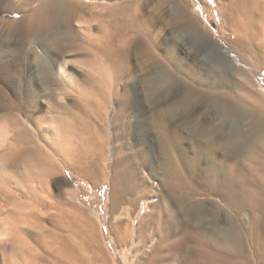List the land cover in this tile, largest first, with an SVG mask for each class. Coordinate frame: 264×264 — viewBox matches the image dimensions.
<instances>
[{
	"label": "bare ground",
	"instance_id": "1",
	"mask_svg": "<svg viewBox=\"0 0 264 264\" xmlns=\"http://www.w3.org/2000/svg\"><path fill=\"white\" fill-rule=\"evenodd\" d=\"M113 1L0 0L3 14L0 37L3 38L6 31L9 38L17 39L25 32L37 40L31 48L37 53L36 58L40 57L36 74L28 72L19 77L25 81V85L14 87L17 100L0 94V110H6L0 118V261L2 259L3 264H79L73 245L67 244L63 234L68 229V223L71 224L72 212L64 202L61 203L64 206L57 209L54 201L50 203V209L59 212L42 213L40 208L46 205L45 195L50 192L41 193L43 190L40 191L36 184L39 183L40 187L41 182H46L50 190L52 185L50 187L49 179L65 175L67 170H74V174H78L73 168L76 164L85 169L92 167L99 173V162L96 163L94 155H88L90 151L85 150L84 144L94 139L89 141L91 133L83 129L86 122H83L85 118L81 115L82 112L89 113L90 106L91 113L97 111L96 108L92 111L93 105L100 107L99 104L104 105L108 100L107 90L110 86L107 87V82L112 79L113 72L108 70L101 55H106L111 63H115L117 49L120 51L126 44L121 43L123 46L117 48V23L114 17L110 18L113 25L111 31L107 25L104 27L107 30L100 29L107 35L106 42L92 34L88 18L96 20L101 16L98 11L106 8L111 13L119 10L125 15L128 5ZM235 1L238 5H233L234 2H231L232 6L229 4L231 11L228 18L237 21L238 13L244 12L247 15L243 20L244 26L245 23L248 25L244 33L260 38L262 17H250V14L264 0ZM5 15H11L12 19L4 18ZM80 50L87 55L79 61L91 72L87 76L91 88L79 86L68 71L72 67L71 57ZM157 73V78L151 84L154 86V97L167 81L173 80L166 77L162 70ZM72 87L76 88L73 92L80 98L76 100L80 101L77 112L59 106L64 101V89ZM195 88H187L186 104L189 106L195 105L202 97L214 99L211 93H203ZM220 104L223 114L217 122L191 124L186 116L178 120L181 122L179 125L191 132L196 142L211 152L215 162L211 168H206L212 175H209L210 182L204 187L194 182L200 177V171L205 170L198 167V161L192 162V173L187 175L170 154L177 142L170 136V123L178 118V111L184 104L160 110L157 127L163 146L170 154L168 178L163 185L165 192L162 197L152 192L139 197V204L147 202L150 212L140 223L141 226L134 230L130 221L123 230L125 224L121 216L125 213L120 211V207L125 199L127 176L125 170L116 169L114 176L117 180H110L109 196L111 203L114 206L117 204V212L121 213L112 234L117 244L124 247L122 264H264V149L258 139V128L262 121L259 119L257 126L245 129L241 124L244 109L225 100ZM92 144L91 153H102L104 146L109 149L111 141L108 139ZM107 153L101 154L106 162L113 157ZM228 161L230 164L227 165ZM231 161L236 164H231ZM42 194H45L44 199ZM93 227V232L89 233L90 239L93 242L97 240V244L103 248L98 240L97 227ZM186 244H191L195 250L185 254L183 248ZM106 257L107 264H111L109 256ZM132 258L134 263H131Z\"/></svg>",
	"mask_w": 264,
	"mask_h": 264
},
{
	"label": "rangeland",
	"instance_id": "2",
	"mask_svg": "<svg viewBox=\"0 0 264 264\" xmlns=\"http://www.w3.org/2000/svg\"><path fill=\"white\" fill-rule=\"evenodd\" d=\"M113 2L128 5L125 15L119 10L111 13L106 8L98 11L101 16L96 20L88 18L92 34L106 42L107 35L100 29L107 30L104 28L107 25L111 31L113 25L110 18L114 17L117 23V48L123 46L121 43L126 44L120 51L117 49L115 63H111L106 55L100 57L108 70L113 72L112 79L107 82V87L110 86V89L107 90L109 93L108 100L105 101L106 105H102L103 101H100L102 103L99 104L100 107L97 104L93 105L92 111L97 109L92 112L93 114L90 106L89 113L82 112L81 115L85 118L83 122H88V125L85 123V127L82 128L88 129L91 133L89 141L94 139L86 142L88 146L84 144L85 150L88 149L90 151L88 155L93 154L94 157H91L96 163L99 162V167L97 166L99 173H96L92 167L85 169L86 167L76 164L73 168L78 174H74V170H67L65 175L51 177L50 190L46 182L45 184L41 182L40 187L39 183L36 184L40 191L43 190L41 193L50 192L48 195L44 194L47 198L41 195L46 200H44L46 207L43 205L45 208L43 206L40 208L42 213L59 212L50 209L49 205L54 201L57 209L64 206L61 204L64 202L63 204L67 203V208L72 212L71 224L68 223V229L63 234L67 244L73 245L79 264H107L106 255L109 256L111 264H122L125 256L124 247L117 244L116 237L112 234V229L121 213L117 212V204L114 206L109 196L110 180H117L116 169L125 170L127 176L124 185L126 202L123 201L120 207V211L125 213L121 216L125 224L123 230L127 227L128 221L131 226L133 225L132 230L137 229L150 212L147 202L139 204L142 195L152 192L163 196L165 192L163 185L168 178L170 154L187 175L192 173L190 170L192 162L198 161V167L205 170L200 171V177L194 182L201 187L210 182L208 178L212 172L207 171L206 168H211L215 164L211 152L203 144L196 142L191 132L179 125L181 122L179 123L178 120L186 116V120L191 124L217 122L223 114L220 101H228L244 109L241 114L243 128H253L257 126L259 119L262 121L258 128V139L264 149V1L261 6L258 5L259 7L256 6V10H253L254 16L253 13L250 14V17H262L260 38L249 37L244 33L248 26L247 23L244 26L243 20L247 16L244 12L238 13L237 21L235 18H228L231 2H234L233 5L235 3L238 5L235 0H118V2L114 0ZM1 11L0 8V19L3 18ZM4 18L12 19V16L5 15ZM21 36L17 39L9 38L5 31L3 38L0 37V40L2 39L0 44H3L0 45V53L2 51L3 55L0 54V94L11 96L12 100L18 98L14 87L19 84L25 85V81L19 77L28 72L36 74V66L40 61V57L36 58L37 53L31 48L37 40L33 36H27L25 32ZM142 45L144 50L141 49ZM85 57L87 55L84 51H76L71 57L72 67L68 71L76 78L79 86L91 88L87 77L91 72L79 61ZM159 69L165 72L166 77H172L173 80L167 81L163 89L154 94V97L152 95L154 86L151 84L157 78ZM74 87L69 88L70 90L66 89L70 93L64 89L63 92H67V95L64 93V101H61L59 106L77 112L80 101L76 100L80 98L73 92L76 91ZM188 87H196L195 89L200 92L211 93L214 99L207 100L202 97L195 105L189 106L186 104ZM72 92L74 94H71ZM177 104L184 105L178 111V118L170 123V136L177 142L169 154L163 146L157 118L160 110ZM5 112V109L0 110V118ZM114 113H116L115 117ZM19 115L22 116L21 113ZM113 117L116 118V123ZM108 139L111 145L109 149L104 146L102 153L105 154L107 151L109 152L107 154L113 157L106 162L102 159V153L97 151L91 153L90 147L93 146V142H104ZM234 163L235 161H231V164ZM226 164H230V161ZM93 224L97 227L98 240L103 248H100L97 240L93 242L90 239L89 233L93 232ZM183 250L187 254L192 253L195 248L191 244H186ZM131 263H134V258L131 259ZM0 264H3L2 259Z\"/></svg>",
	"mask_w": 264,
	"mask_h": 264
}]
</instances>
